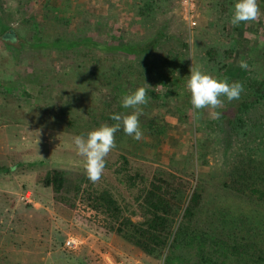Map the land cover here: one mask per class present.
Listing matches in <instances>:
<instances>
[{
    "label": "rangeland",
    "instance_id": "obj_1",
    "mask_svg": "<svg viewBox=\"0 0 264 264\" xmlns=\"http://www.w3.org/2000/svg\"><path fill=\"white\" fill-rule=\"evenodd\" d=\"M235 3L0 0V189L11 192L14 210L10 216L0 214V264L195 262L199 247H182L176 236L197 188L203 191L199 223L210 221L211 235L226 241L235 218L257 214L229 194L238 195L229 177L235 162L243 159L255 158L264 170V149L252 153L251 145L240 143L248 139L244 129L252 126L239 127L238 111L245 103L258 105L256 88L248 80L264 79V0H258L255 21L234 26ZM242 60L248 63L247 79L228 76L241 75ZM193 63L217 79L242 82L240 99L221 97V108L195 109L186 87ZM140 86L150 97L140 106L143 139H133L123 128L117 131L103 176L92 183L74 139L115 123L113 114L130 113L121 97ZM212 112L221 115L216 119ZM16 163V170L8 169ZM54 167L66 170L85 190L109 189L123 215L135 222L143 219L151 182L168 178L180 203L174 216L177 233L167 246L149 251L103 227L87 216L85 192L64 193L58 200L52 186L42 183ZM217 196L220 202L210 205ZM244 199L257 197L245 194ZM257 206L264 216V203ZM244 234L260 239L254 229ZM69 238L77 240L76 247L68 244ZM216 247L219 264L251 261L248 250L241 255L226 243Z\"/></svg>",
    "mask_w": 264,
    "mask_h": 264
},
{
    "label": "trees",
    "instance_id": "obj_2",
    "mask_svg": "<svg viewBox=\"0 0 264 264\" xmlns=\"http://www.w3.org/2000/svg\"><path fill=\"white\" fill-rule=\"evenodd\" d=\"M231 61L229 64H231ZM228 64V65H229ZM227 67L225 73L230 68ZM248 69H243L241 75H228L233 78L247 79ZM248 84L251 87L256 88V96L258 97V105L256 103L242 104L239 107V127L246 128L249 125L252 129L246 130L242 135H247L248 139L240 140V143H247L254 149L252 153L256 151H262L264 149V79L262 80H248ZM255 129V131L253 130ZM234 131L239 130L237 128ZM235 132L236 136L240 139V133ZM250 141H255L256 144L252 145ZM244 147V145H241ZM239 146V147H241ZM247 148V145L245 146ZM248 153V154H252ZM253 155V154H252ZM19 163H16L10 167L9 170H16ZM263 166L255 161V158L243 159L236 161L232 168V176L230 182L233 180L232 188L238 194L235 195L232 192L229 194L236 196L238 199L245 201L250 205L253 214L248 220L235 218L230 233L229 239H221L219 235H211L212 225L206 221L199 223L202 219V212L198 210L203 198V191L200 188L195 189L190 202L184 211L185 223L179 227V233L177 237V243L186 247L189 245H196L200 250H197V259L195 262L187 261L183 264H219V258L217 256V247L220 243L228 244L229 249H234L236 252L242 253L249 251L251 253V261L246 264H264V229L259 228L264 225V216L259 215L262 213L259 209L261 203H264V170ZM42 183L45 186H52L55 191V195L58 200H62V195L65 194H80L85 192L87 195L83 202L84 210L89 213L87 216L89 219L96 221L103 227H107L111 231L119 232L120 234L127 235V237L143 248L154 251L158 248L167 246L170 242L171 235L177 233L175 231V211L180 206L176 195V185L173 181L166 177H156L150 184L145 196H144V212L143 219L139 222L132 221L123 215V209L119 205L118 200L109 189H91L85 190L77 179L67 174V171L58 167L48 169L46 174L42 178ZM256 196V200L244 199V196ZM244 195V196H243ZM11 199V192L0 189V214L11 215L14 210L9 206ZM221 197H216L211 203L220 202ZM76 202H73L72 206L76 207ZM199 212H198V211ZM198 212V218L197 217ZM263 220V221H262ZM262 221V222H260ZM243 226L244 230H239L236 227ZM255 227V228H251ZM257 228V229H256ZM256 230L260 233L259 237L252 235L246 236L244 233L248 230ZM177 230V229H176ZM214 232V231H213ZM224 235V234H223ZM181 237V238H180ZM239 238H243L242 242ZM233 239V242H230ZM260 240V241H259ZM229 241V243L227 242ZM246 241V242H245ZM259 242H262L259 244ZM245 245L247 250L244 249ZM177 246V245H175ZM216 247V248H215ZM254 250H250L253 249ZM246 253V254H249Z\"/></svg>",
    "mask_w": 264,
    "mask_h": 264
},
{
    "label": "clouds",
    "instance_id": "obj_3",
    "mask_svg": "<svg viewBox=\"0 0 264 264\" xmlns=\"http://www.w3.org/2000/svg\"><path fill=\"white\" fill-rule=\"evenodd\" d=\"M260 15L258 0H236L231 17V24L239 25L242 22L255 21ZM240 67L248 68L247 61H241ZM189 79L186 87L191 93V104L195 109L212 108L217 109L223 106L221 97H226L229 102L239 100L244 85L240 81L229 83L217 79L210 73L202 71L193 65L190 68ZM148 90L140 86L135 91L123 94L121 97L122 106L131 109L128 114L116 113L111 116L115 123H104L98 128L91 130L84 136L77 135L74 144L78 153L85 158L84 168L88 179L92 183H97L103 176L106 167V157L116 146L115 134L121 128L123 132L133 139H143L139 116L142 114L140 106L149 102ZM220 112H212L211 116L218 119Z\"/></svg>",
    "mask_w": 264,
    "mask_h": 264
},
{
    "label": "built area",
    "instance_id": "obj_4",
    "mask_svg": "<svg viewBox=\"0 0 264 264\" xmlns=\"http://www.w3.org/2000/svg\"><path fill=\"white\" fill-rule=\"evenodd\" d=\"M67 242L71 247H76L78 243L75 238H69Z\"/></svg>",
    "mask_w": 264,
    "mask_h": 264
},
{
    "label": "crops",
    "instance_id": "obj_5",
    "mask_svg": "<svg viewBox=\"0 0 264 264\" xmlns=\"http://www.w3.org/2000/svg\"><path fill=\"white\" fill-rule=\"evenodd\" d=\"M227 1H230V0H227Z\"/></svg>",
    "mask_w": 264,
    "mask_h": 264
}]
</instances>
